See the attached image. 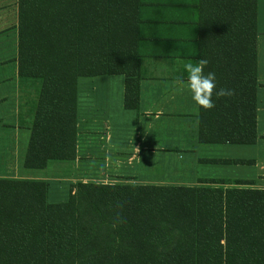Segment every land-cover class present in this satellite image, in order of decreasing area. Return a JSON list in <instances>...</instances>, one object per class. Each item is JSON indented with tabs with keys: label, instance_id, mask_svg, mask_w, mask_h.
I'll return each instance as SVG.
<instances>
[{
	"label": "trees",
	"instance_id": "1",
	"mask_svg": "<svg viewBox=\"0 0 264 264\" xmlns=\"http://www.w3.org/2000/svg\"><path fill=\"white\" fill-rule=\"evenodd\" d=\"M256 33V0H17L16 73L38 85L23 165L75 157L79 77L124 75L135 108L143 54L182 44L235 91L197 105L198 140L253 142ZM199 182L78 179L53 202L44 179L0 177V264H264V187Z\"/></svg>",
	"mask_w": 264,
	"mask_h": 264
},
{
	"label": "crops",
	"instance_id": "2",
	"mask_svg": "<svg viewBox=\"0 0 264 264\" xmlns=\"http://www.w3.org/2000/svg\"><path fill=\"white\" fill-rule=\"evenodd\" d=\"M0 0V31L5 30L10 24L13 31V47L10 53H0V177H15V178H40L47 182V194L49 193V184L51 181L68 180L71 184L76 180H93L102 182H128L138 183L133 180L128 172H123L121 167H128L125 164L132 162L139 164L141 158V149L153 151L154 149L164 148L165 146L154 142L150 135L151 128H156V122L151 119L142 120L151 114L153 119L160 115L170 117H191L197 131V104L192 99V94L185 89L183 92L177 91L176 81L183 78L187 81V72L184 69V63L189 61L196 63L195 58L191 56L190 47H181L180 52H167V55L162 53L152 52L143 54L139 82H138V99L135 108H127L123 105L124 95V75L122 74H104L106 79L110 80L112 76L119 82L117 85L115 98L109 94L106 96L107 106L104 109L106 121L104 123V131L94 130L93 137L99 140V145L104 151L103 164L109 167L107 174L96 175L93 177L78 175L76 176V168L80 155L78 154V113L77 107L75 110L76 118V139H75V157L69 161H50L46 167H26L23 165V158L27 146L29 136V122L33 111L35 98L38 91V85L34 81L33 87H29L20 82L16 73V37H17V0L15 2V14H13V0L10 3L11 18L5 20L4 13L1 7ZM257 12V33H256V91H255V139L251 143H234L245 144L242 149H238L241 154L238 158L250 160L257 167H264V0H256ZM1 43V38H0ZM186 49V50H185ZM1 52V50H0ZM178 52V53H176ZM176 53V54H175ZM172 54V55H168ZM103 75V74H102ZM91 76L90 78H93ZM80 78V77H79ZM24 86V88H23ZM77 104V97H76ZM112 107H117L118 110L124 112L133 110L136 120L145 122L146 130L142 134H133L132 138L124 141V136L114 135L111 131L114 119L111 118ZM181 121L172 122L175 127ZM168 124V123H166ZM162 125V124H160ZM148 129V130H147ZM104 132V133H103ZM138 132V131H137ZM136 132V133H137ZM97 133V134H96ZM103 133V134H101ZM197 133V132H196ZM156 135L155 133H151ZM176 138H184V134L170 135ZM198 140V135H196ZM199 141V140H198ZM202 142V141H199ZM203 143H233V142H203ZM137 147L140 149L137 151ZM180 148L188 149L187 147ZM245 155V156H242ZM89 156V152H85V156ZM262 171L258 175H263ZM200 179H210L206 177H194L186 183H171V184H186L197 185ZM216 179V178H213ZM235 179H243L250 183L240 184L241 186L249 187H264L261 178L253 180L252 178L234 177ZM161 181V180H159ZM185 181V180H184ZM149 183V182H146ZM166 183V182H158ZM54 202V201H53Z\"/></svg>",
	"mask_w": 264,
	"mask_h": 264
},
{
	"label": "rangeland",
	"instance_id": "3",
	"mask_svg": "<svg viewBox=\"0 0 264 264\" xmlns=\"http://www.w3.org/2000/svg\"><path fill=\"white\" fill-rule=\"evenodd\" d=\"M15 2L13 0V14H15ZM11 0L2 1L1 12L4 13L5 20L9 21ZM0 31V53L8 54L12 50L13 31L9 24L5 30ZM106 75H96L93 78L80 77L76 81L77 113L78 126L77 145L80 155L76 176L85 175L93 177L96 175L107 174L109 167L103 164L104 151L99 146L101 142L95 140L92 131H104L106 114L104 109L107 106L106 96L111 95L115 98L117 85L119 82L115 77L107 80ZM34 80L28 81V86L33 87ZM25 85V84H24ZM37 85V84H36ZM24 88V86H23ZM112 116L114 119L111 131L114 135L124 136L126 142L132 138L133 134H142L146 130L145 122L142 120L151 119L156 122V128H151L150 138L158 145L164 148H156L153 151L141 149L140 163L132 162L125 164L128 167H121L123 172H128L133 180L138 183H186L188 180L200 176L206 178H216L231 180L234 177L252 178L258 180L261 178L264 183V174L258 175L260 171L264 173V167H257L252 161L238 158L241 156L238 149H242L245 144L234 143H203L197 140V131L191 117H170L160 115L153 119L151 114L147 118L136 120L133 110L121 112L117 107H112ZM181 121L175 127L172 122ZM168 123V124H166ZM162 124V125H160ZM148 130V129H147ZM138 131V132H137ZM137 132V133H136ZM104 133V132H103ZM101 133V134H103ZM151 133H155L153 135ZM183 133L185 136L176 138L170 135ZM97 134V133H96ZM187 147L188 149L180 148ZM89 152V156H85ZM245 156V155H242ZM161 180V181H159ZM185 180V181H184ZM70 182L68 180L51 181L49 184L48 201H63L68 197Z\"/></svg>",
	"mask_w": 264,
	"mask_h": 264
},
{
	"label": "clouds",
	"instance_id": "4",
	"mask_svg": "<svg viewBox=\"0 0 264 264\" xmlns=\"http://www.w3.org/2000/svg\"><path fill=\"white\" fill-rule=\"evenodd\" d=\"M208 65L209 60L207 58H201L196 63L191 61L184 63L183 67L188 74L187 81L185 82L183 78H179L175 82L177 91L183 92L185 89L189 90L195 103L204 109L215 107L212 99L214 93L217 97H231L235 95L233 89L220 88L217 90L215 72H205V68ZM139 150L137 147L138 152ZM113 226L115 227V224Z\"/></svg>",
	"mask_w": 264,
	"mask_h": 264
}]
</instances>
